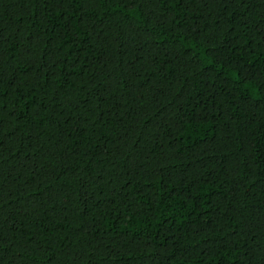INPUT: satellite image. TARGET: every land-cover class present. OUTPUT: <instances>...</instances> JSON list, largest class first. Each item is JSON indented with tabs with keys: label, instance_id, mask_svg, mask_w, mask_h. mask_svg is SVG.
Returning a JSON list of instances; mask_svg holds the SVG:
<instances>
[{
	"label": "trees",
	"instance_id": "1",
	"mask_svg": "<svg viewBox=\"0 0 264 264\" xmlns=\"http://www.w3.org/2000/svg\"><path fill=\"white\" fill-rule=\"evenodd\" d=\"M0 264H264V0H0Z\"/></svg>",
	"mask_w": 264,
	"mask_h": 264
}]
</instances>
